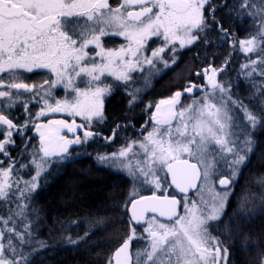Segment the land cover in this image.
<instances>
[{
	"label": "snow or ice",
	"instance_id": "obj_1",
	"mask_svg": "<svg viewBox=\"0 0 264 264\" xmlns=\"http://www.w3.org/2000/svg\"><path fill=\"white\" fill-rule=\"evenodd\" d=\"M236 10L251 18L255 28L239 45L245 54L255 53L257 58L249 56L242 67L250 68L248 76L264 78V0H240ZM215 11L212 0H116L115 5L110 0H0V98H4L0 100V135L4 136L0 155L8 161L5 164L0 159V264H29L31 253L25 246L34 242L29 219L31 193L49 163L46 158L67 153L69 145L82 142L79 136L72 140L60 136L59 130L75 132L87 129L93 119L102 122L104 96L113 89L105 82L107 77L128 88L134 79L131 74L145 71L144 65L149 66V75L161 71L158 64L172 68L180 59V50L217 23ZM220 31L227 37L226 29L221 26ZM112 37H123L126 44L105 47L104 38ZM152 38H162V44L152 48ZM166 51L168 55H162ZM38 69H47L55 79L39 85L23 82L20 70L32 73ZM222 70L209 66L197 73L207 77L204 87L210 86L211 91L197 97L200 86L191 83L183 91H175L155 105L152 130L145 128L143 139L126 143L111 155L98 156L101 163L126 170L133 180L128 231L107 264H228V249L212 234L210 222L220 220L230 195L228 185L254 150L248 126L255 129L264 122V107L257 114L233 100L230 90L216 80L217 71ZM56 85H62L66 95L73 94L71 99L49 103L50 89ZM253 86L264 105V80ZM19 90L32 93L31 99L43 100L45 107L39 116L67 112L86 122L77 124L73 119L71 124L60 120L36 125L43 156L31 162L36 174L23 181V187L8 146H15L13 130L22 136L21 129L27 125L18 127L9 118L10 111L3 114L21 103L27 111L30 101H21ZM139 91L129 93L130 105ZM186 94L191 103L181 104L180 98ZM237 109L247 124L240 122ZM51 124L57 127L53 129ZM83 136L86 142L93 132L85 130ZM24 167L28 165H20ZM164 172L171 175V185L185 194L181 199L167 194L171 185L166 177L162 183L160 173ZM136 182L150 186L151 195H139ZM217 183L222 190H217ZM189 189L196 190L198 200L186 195ZM68 240L77 243L71 237ZM134 242H140L135 249Z\"/></svg>",
	"mask_w": 264,
	"mask_h": 264
},
{
	"label": "trees",
	"instance_id": "obj_2",
	"mask_svg": "<svg viewBox=\"0 0 264 264\" xmlns=\"http://www.w3.org/2000/svg\"><path fill=\"white\" fill-rule=\"evenodd\" d=\"M218 22L223 28L230 30V35L238 27V43L244 37L241 29L247 25L246 29L250 34L254 28L252 22L249 23L242 17L235 20L231 13ZM215 27L212 24L209 29ZM202 34L188 50L179 55L174 74L171 70H166L158 76H152V84L143 91L138 104H135L136 99L135 106L127 110L125 97L118 92L111 95L107 103L105 100V119L100 123H108L112 128L117 123H135L141 118L148 119L157 101L167 98L174 87L178 91L189 83H203V76H198L197 73H202L209 66L217 70L223 69L217 71V82L230 90L233 100L241 101L250 110L260 114L264 105H261L262 97L253 85H260L264 78L257 74L248 76L240 71L234 51L238 44L233 42L234 47H231L227 42L221 43L220 39L218 41L217 36L211 32L206 37ZM20 93V99L31 94ZM186 98L190 99L186 94L181 100ZM38 101L39 104L41 100ZM149 105L153 107L149 108ZM36 107V104L32 105L31 115L23 114V107L21 110L17 107L14 115L9 116L18 127L27 125L21 129L22 136L17 135L14 130L17 146L18 143H24L25 134L29 130L28 123L38 120ZM110 131L108 129L103 134L109 137ZM250 131L255 143L254 150L239 170L225 210V226L230 235L224 239V243L236 264H259L264 260V122ZM129 134L132 135L133 132L126 133ZM123 135L119 130L116 131L113 141L105 143V148H96L95 153L90 152L84 141L80 143L78 150L72 151L71 148L67 155L49 160L36 189L31 193L29 219L34 242L31 246H25V251L31 253L29 264H107L110 255L119 246L121 237L128 231V223L125 222L128 219L126 202L131 180L121 172L99 163L97 158L100 153L109 151L110 144L116 143ZM101 144L105 145L104 142ZM28 145L27 151L32 148L38 150L37 144L32 142ZM36 154L38 152H34L33 156H37ZM235 205L240 208V217L244 214L243 218L232 216ZM68 237L77 243H70ZM38 241L44 242L46 246L40 247ZM33 248L36 250L33 251Z\"/></svg>",
	"mask_w": 264,
	"mask_h": 264
},
{
	"label": "flooded vegetation",
	"instance_id": "obj_3",
	"mask_svg": "<svg viewBox=\"0 0 264 264\" xmlns=\"http://www.w3.org/2000/svg\"><path fill=\"white\" fill-rule=\"evenodd\" d=\"M110 2L113 3V5H115L116 0H110ZM212 2L216 5L215 17H216L217 23L216 24H213V25H216V27L214 29L213 28L206 29L205 32H203L202 35L206 37L207 34L211 32L215 37L217 36V40L218 41L220 39L221 43L227 42V45L228 46L234 47V43L233 42H235L236 44H238V39H237V35L239 34L238 27L236 29H234L235 31L233 32V35H230L229 34V31L230 30H228V28H226L227 33H228V35L226 37L225 34L220 31V27L222 25L218 22V20L221 19V18H225L226 16L230 15V13L232 14V16H236V15L238 16V13H237V10H236V6L239 5L240 0H212ZM242 19H244V18H242ZM234 38H235V40H234ZM112 39L113 38H104V41H106L105 42V45L107 43L108 46H111V43H109V42H111ZM113 40H115V39H113ZM124 41L125 40L122 39L120 41L121 44H123ZM220 45H222V44H220ZM174 66L172 68H170V69H164V67L162 65L158 64L157 67L160 68L161 71L159 73H156L154 71L152 76H154V75H157L158 76V75L162 74L166 70H168V71L171 70V72L174 74ZM35 74H37V71H34L32 73L25 74L24 77H25L26 80H24L23 82L24 83H27L28 82L30 85H32L33 82H38L37 80L40 79L42 75H43V77L46 78L47 71L46 70L45 71H40L41 76H39V77H37V75H35ZM135 75H136L135 73L132 75L134 79L129 83V87L128 88L123 87L122 86V82L115 81L113 77H110V76L107 77L106 80H105V82L106 83H109V84H112L113 85V89H112V91H111L110 94H105L104 101L106 100V103H107L108 98L111 95L115 94V93L117 94V92H118V93H120L121 95H123L125 97V106H126V109L127 110H129V107L135 106L134 103H132L130 105L129 102H128L131 99V98L129 99L128 92L131 93V92H134L135 89H140L141 88V86H140L141 85V81L138 78V76L136 77ZM139 76H141V75H139ZM147 79H149V78H147ZM45 80H47V79H44L43 82ZM147 84L149 85L148 87H150L151 84H152V82L147 83ZM116 85H121V86H116ZM204 85H207V79H205V81L203 80V83H200L199 84L200 89H199V92L196 93L197 96L199 94H201V93H204L206 91V89H208L210 87V86L209 87H204ZM182 89L183 88L179 89L178 91H181ZM12 91H16V90H12ZM19 91L20 92H23V93L25 92L24 90H19ZM175 91H176L175 87L173 89H171L170 95L167 96V98L170 97ZM26 93H28V92H26ZM142 94H143V90L142 89L138 93H136V96L138 98H137L135 104H138L137 101L142 96ZM41 95H43V93H41ZM54 95H55V98H57V99L63 98V96H64L63 95V87L60 86L56 90H54ZM31 97H32V93L29 94V95H26V97H24V99H23V97L20 99L21 101H30V102L27 103V111H25L24 105L21 103L20 105H17V106L13 107L10 110L4 111L3 114L7 115L8 114V111H10L11 112V115L10 116H12L16 112L17 107H18V110H21V107H23V111H24L23 114L29 115L30 112H31V107H32L33 104L34 105L36 104L38 106V107H36V109H38V112H40L39 109L41 110L42 109V105H44L43 100H41V102L38 104L37 101L39 100V98L37 97L36 99H31ZM3 99L4 98H0V100H3ZM163 99H166V98H163ZM153 110H154V108H153ZM139 112H140V110H139ZM151 115H152V113H151ZM151 115H150V117H151ZM150 117L148 119L147 118L146 119L141 118L140 120H136L135 123L129 122V121H128L127 124L117 123L116 126L115 127H112V128H110L111 125H109L108 123H105V122L103 124H101L100 122L95 123V125L93 124V126H91L90 129H89L90 131L93 132V136L87 138V142L90 139L92 141L95 140V141H93L91 143H88V147L91 150L90 152L91 153H95L94 151L96 150V147H95L96 144H98L102 148H105L106 147V144L105 143H110L111 141H113V139H114V133L116 131H118V130L120 132L124 133L123 137H126V133L128 134V132L138 133V132L144 131V129L147 128L149 126V124L151 123ZM60 120L66 121L69 124H71L72 121H73L72 118L70 119V118L62 117V116H58V115H52V116H46V117H42V116L40 117L39 116L38 120L35 121L34 123H31V124L28 123L29 124V130L25 134L24 143L22 145H21V143H18L19 144L18 146L16 144V137L17 136L15 135V132L13 130V140L15 141V146H12V145H9L8 146L10 155L12 156L13 160L15 162H18V160L21 157H23V155L25 153L24 151H27V149L29 147L28 144H30V143L33 142V144L35 143V144H37L39 146V143H40V135H39V133L36 130V125H38V124L49 125L50 122H52V121H60ZM75 122L77 124H81L80 123L81 121H79V120H75ZM117 125H119V127H117ZM50 127H52L53 129H55V124H51ZM108 129L111 130L110 131L111 133L109 134V137H107L106 135L103 134V132L104 131H107ZM85 130H87V129L77 128L75 132H69L67 129H60L59 130V135L60 136H63L66 139L67 138L70 139V137H72V139H75L77 136L82 137L83 136V132ZM0 136H1L0 139H4V136L3 135H0ZM97 139H98V141H97ZM18 141L21 142L20 139ZM98 142H100V143H98ZM101 142H104L105 145H102ZM79 146L80 145H77V144L72 145L71 146L72 151L78 150ZM71 148H70V146H68L67 153L70 151ZM67 153H62L60 156L63 157L64 155H67ZM0 159L4 160L5 164L8 163L7 159L5 157H3L2 155H0ZM121 174H123L126 178L129 177L130 180H131L130 181V189L128 191L129 194H128L127 202H126L127 203V205H126L127 212L126 213L128 215V219H127V221L125 220V222L128 223V220H129V218L131 217V214H132L131 213V204L128 203V201L130 199V192H132L133 181H132V178L128 174H124V173H121ZM168 179H169L168 174H166V181H167L168 185H171L170 180H168ZM163 182H164V178L162 179V183ZM234 182L231 183L230 185H228V189H229L230 194H231V192L233 190V187L232 186H233ZM139 189L140 190L137 191L139 195H145V196L151 195V192H152V188L151 187H145L143 184H141ZM220 190H222L221 187H220ZM195 192H196V190H193V191L187 193L186 195L189 198L195 199ZM167 194L169 196L175 195V197L178 200L181 199L185 195L184 193H180L179 191L173 189L172 186L168 188ZM136 198H138V197H136ZM227 201H228V198H227ZM237 206L238 205H235V207H233L235 209V212L232 213V216L233 217H236L237 219H239V217H240V214H239L240 208L237 207ZM226 208H227V202H226V206L224 208V211H223V214H222L220 220L210 222L211 225H212V227L210 229L212 231V234L214 236H217L221 241H223L224 247H227L226 244L224 243V239L225 238H229V235H230L229 234V231H228V227L225 226L226 225L225 223L227 222V221H225V218L227 216L225 214ZM178 210L179 211L182 210V205L179 206ZM148 215H152V213H149ZM161 219H163V218H161ZM137 230L140 231V226H137ZM139 243L140 242H134L133 249H135L136 247H138L139 246ZM228 243H230L229 240H228ZM236 244L237 243H235V246H236ZM110 256H112V255H110ZM233 256L235 257V254H233ZM113 264H114V261H113ZM228 264H236L235 261L232 258V254H231V252L229 250H228Z\"/></svg>",
	"mask_w": 264,
	"mask_h": 264
},
{
	"label": "rangeland",
	"instance_id": "obj_4",
	"mask_svg": "<svg viewBox=\"0 0 264 264\" xmlns=\"http://www.w3.org/2000/svg\"><path fill=\"white\" fill-rule=\"evenodd\" d=\"M253 2L254 3H258V0H253ZM244 18V19H247L248 20V22L249 23H251L252 22V20H251V18H249V17H247V16H244V15H236L235 16V20H238V18ZM247 22V23H248ZM246 23V24H247ZM253 24V23H252ZM246 27H247V25L245 26V28L244 29H241L242 30V36H244V37H242V38H240L239 39V41L240 40H244V39H246V38H249V32L247 31V29H246ZM255 31V28H252V33ZM113 39H115V40H111V42H109V43H111V46H108V44L106 43V45H105V47H109V48H117V47H119L120 45H121V40L122 39H124L123 37H112ZM121 39V40H120ZM104 42H106V41H104ZM123 44H126V41H124L123 42ZM162 44V38H152V40H150L149 41V45L152 47V48H155V47H157V46H160ZM176 44H177V47H178V44H179V42L177 41L176 42ZM191 46V45H190ZM190 46H188V47H186V48H184V49H181L180 50V53H179V55H181V53H182V51H184V50H188V48L190 47ZM237 49V50H236ZM236 49L234 50V51H236V63L238 62L239 63V66H238V68L240 69V71H243V72H245L246 74L250 71V68H244V67H242L244 64H246V63H248L249 62V60H248V57L249 56H251L252 57V59H256L257 58V55L255 54V53H250V54H245L242 50H241V48H240V45H239V43H238V45L236 46ZM147 55H150V53H146ZM162 55H164V56H167L168 55V53H167V51L164 53V54H162ZM97 59H99V58H97ZM245 60H247V61H245ZM160 65H162L163 66V64H160ZM149 68V66L148 65H144V69H145V71H143V72H141V71H136V72H133L131 75H133L134 73L136 74L135 76L137 77L138 76V78L140 79V81H141V88H140V90L142 89L143 91L146 89V88H148V84L147 83H150L151 81H152V75H149V73H148V71H147V69ZM47 71V76H46V78L45 77H43V75L41 76V74H40V71ZM21 72H22V75H23V77H24V75L25 74H27V72H23V70H20ZM35 71H37V74H35V75H37V77H39V76H41V78L40 79H38L37 81L38 82H33V84H36V85H39V84H41V83H43V80L44 79H50V80H54L55 79V75L54 74H52L51 72H49L47 69H38V70H35ZM139 75H141V76H139ZM216 75H217V73H216ZM147 78H149V79H147ZM102 79H104L103 77H102ZM205 79H207V77L206 76H203V80L205 81ZM24 80H26L25 79V77H24V79H23V81ZM216 80H217V77H216ZM131 81H129V83H130ZM28 83V82H27ZM77 83H79V81H77ZM29 84V83H28ZM186 85H188V84H186ZM197 85V84H196ZM222 85V84H221ZM63 87L62 85H56L55 87H53V88H51L50 89V91H51V94H52V98H50L49 99V103H53L54 104V100H56L57 98H55V95H54V90H56L58 87ZM80 86L81 87H83L84 85L83 84H80ZM223 86V85H222ZM45 87H47V85H45ZM143 87V88H142ZM209 87V86H208ZM224 87V86H223ZM184 88V87H183ZM181 91H183V89L181 90ZM209 91H211V87H209L208 89H206V91L205 92H209ZM204 92V93H205ZM204 93H201V94H199L198 96H202ZM63 98H61V99H59V100H64V99H71V95H73V94H71L70 92L66 95V92H65V89H64V87H63ZM217 95H219V91L217 90ZM197 96V97H198ZM189 97V96H188ZM169 98V97H168ZM163 98H161V99H159L158 101H157V103L156 104H158L159 103V101L160 100H162ZM167 99V98H166ZM181 99V98H180ZM188 103H191V99H188V98H186V99H184L183 101L181 100V104H188ZM45 106L44 105H42V108H44ZM177 108H179V105L177 106ZM239 110V109H238ZM238 110H236V112H237V115H239L240 117H241V123L242 124H247V121L246 120H244L243 119V113L241 112H239ZM39 111H40V109H39ZM39 113V112H38ZM155 113V106H154V110L152 111V115ZM52 115H58V116H62V117H67V118H72V119H74V120H79V121H82V122H80L81 124L82 123H86L85 121H83L82 120V118L81 117H78V116H76V117H73V116H71V115H69L67 112H55V113H53V112H47L46 113V115H44V116H42V117H46V116H52ZM151 115V116H152ZM39 116V115H38ZM41 117V116H40ZM39 118V117H38ZM35 121H36V119H35ZM98 121L96 120V119H93V121L91 122V125L87 128V130H89L90 129V127L91 126H93V124L95 125V123H97ZM173 123H175V121H173ZM153 124H154V121H151V123L149 124V126L147 127V129H148V131H151L152 130V127H153ZM6 127V126H5ZM251 127V126H250ZM85 129V128H84ZM250 129H252V128H250ZM250 129H248V131L249 132H251L250 131ZM39 133V132H38ZM37 133V134H38ZM147 135V132L146 131H141V132H138V133H133V135H131V134H129V135H126V137H123V136H121V138L116 142V143H111L110 144V147H111V149L109 150V151H106L105 153L103 152V153H100L99 154V156H101V155H111L112 153H114V152H118V150L121 148V147H123L126 143H131L133 140H138V139H143V137L144 136H146ZM68 139V138H67ZM80 139H81V141L84 143V141H85V138L82 136V137H80ZM69 140H72V137H70V139ZM93 141H95V140H93ZM91 139L90 140H88V142H87V140H86V144L88 145V143H91V142H93ZM79 145H80V143H78ZM77 144V145H78ZM72 145H75V144H71V145H69L70 146V148H71V146ZM97 146H96V148H100L101 146H99L98 144H96ZM39 148H40V143H39V146H38V150L37 151H35V148H32V149H29L28 151H26L25 153H24V155H23V157H21L19 160H18V162H16V165H15V167L19 170V176H20V179H21V187H23V181H25V180H31L32 179V176H34L35 174H36V172H35V165L34 164H32L31 162L35 159V160H37V161H39V158L41 157V156H43V153L42 152H40L39 151ZM36 153V152H38V154H36L37 156H33V153ZM61 156L60 155H54V156H50V157H48V158H46L48 161L50 160V159H54V158H60ZM99 161V160H98ZM99 163H101L100 161H99ZM21 164H24V165H28V167H24V168H20V165ZM48 164V163H47ZM47 164H45L44 165V168H43V170L41 171V174H40V176L42 175V173H43V171H44V169H45V167H46V165ZM105 165H107V166H109V167H111L112 169H114V170H116L117 172H120L121 171V173H124V174H128L127 173V171L126 170H121V169H119L117 166H114V165H112L111 163H104ZM242 166V165H241ZM241 166H240V168H241ZM240 168H239V170H240ZM238 173H239V171H238ZM238 173H237V175H238ZM160 175H161V177H162V179L163 178H165L166 177V172H164V173H160ZM39 176V177H40ZM39 177H38V180H39ZM236 178H237V176H236ZM38 180H37V183H38ZM236 180V179H235ZM234 180V181H235ZM133 181V180H132ZM168 184V183H167ZM140 185H141V183L140 182H136V184H135V188H136V191H139L140 189ZM145 187H150V186H148V185H144ZM220 185H218V183L216 184V188H217V190H220ZM132 191H133V188H132ZM132 192H130V194H131ZM229 198V197H228ZM195 199H199L197 196H195ZM181 212V214L183 213V208H182V210L180 211ZM243 216H244V214L242 215V217L241 218H243ZM224 219V218H223Z\"/></svg>",
	"mask_w": 264,
	"mask_h": 264
},
{
	"label": "water",
	"instance_id": "obj_5",
	"mask_svg": "<svg viewBox=\"0 0 264 264\" xmlns=\"http://www.w3.org/2000/svg\"><path fill=\"white\" fill-rule=\"evenodd\" d=\"M165 106H162V109L164 108ZM39 125H42V124H39ZM57 127V125H55V128ZM61 129H66V128H61ZM168 177H169V179L168 180H170V183H171V175L170 174H168ZM172 187H173V189H175V190H177V191H179L178 189H176L175 188V186L174 185H171ZM193 190H195V189H189V191L187 192V193H189V192H191V191H193Z\"/></svg>",
	"mask_w": 264,
	"mask_h": 264
}]
</instances>
